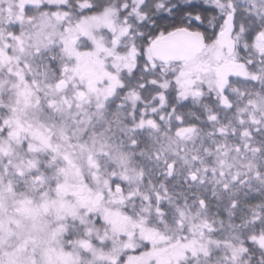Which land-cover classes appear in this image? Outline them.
I'll list each match as a JSON object with an SVG mask.
<instances>
[{
  "label": "snow or ice",
  "instance_id": "6c2138e0",
  "mask_svg": "<svg viewBox=\"0 0 264 264\" xmlns=\"http://www.w3.org/2000/svg\"><path fill=\"white\" fill-rule=\"evenodd\" d=\"M0 264H264V0H0Z\"/></svg>",
  "mask_w": 264,
  "mask_h": 264
}]
</instances>
